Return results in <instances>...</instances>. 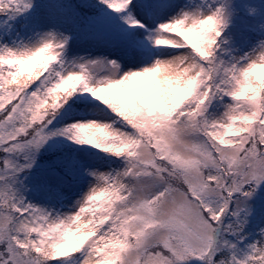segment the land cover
I'll return each instance as SVG.
<instances>
[{
  "label": "snow or ice",
  "instance_id": "1",
  "mask_svg": "<svg viewBox=\"0 0 264 264\" xmlns=\"http://www.w3.org/2000/svg\"><path fill=\"white\" fill-rule=\"evenodd\" d=\"M239 11L0 0V264H264V38L229 46ZM77 33L123 58L72 53ZM54 137L104 163L33 178Z\"/></svg>",
  "mask_w": 264,
  "mask_h": 264
},
{
  "label": "rangeland",
  "instance_id": "2",
  "mask_svg": "<svg viewBox=\"0 0 264 264\" xmlns=\"http://www.w3.org/2000/svg\"><path fill=\"white\" fill-rule=\"evenodd\" d=\"M89 2L95 3V0H89ZM229 2L233 7H236L240 5L243 2V0H229ZM57 5L64 6L61 0H38V8L41 10V14L48 12L49 10L53 13H56ZM245 6L246 9H248V11L243 16H239V20H238L239 24L241 25V27L243 25H246L247 31H245L244 33H251L252 31L259 32L257 36H254L253 39H247L246 40L247 42L243 44L244 45L243 49L246 52L249 50V48L254 42H256L258 39L264 38V13L260 11L261 7H259L258 3L255 5L253 3H247ZM94 11L96 10L94 9ZM100 11H104V10L100 9ZM122 27H126V26H122ZM240 30L241 28L238 29L236 33H238ZM128 31L130 32L131 30ZM237 37L239 40L243 38V36H239V35H237ZM145 44H147V41H145ZM71 52L81 56H88L89 54H91L92 57L105 55L107 56L108 59H116L117 57L123 58V53L119 49H109V48L101 47L98 44L93 43L91 40H85L82 37V35L79 33H77V38L72 42ZM96 164H101V163H99L98 161L86 159V163H84L85 173L89 167ZM87 179L88 177L86 176V174H83L79 178L77 183H74L72 186L64 189V191L69 197H71L80 188L85 186L84 181H87ZM250 204H252L257 209L256 216L252 217V222L253 224H255L256 220L260 217L262 207H264V182H262L259 185L255 196L250 201Z\"/></svg>",
  "mask_w": 264,
  "mask_h": 264
},
{
  "label": "trees",
  "instance_id": "3",
  "mask_svg": "<svg viewBox=\"0 0 264 264\" xmlns=\"http://www.w3.org/2000/svg\"><path fill=\"white\" fill-rule=\"evenodd\" d=\"M72 5L79 6L82 2L81 0H68ZM229 46L242 52V46L234 41L231 37L228 38ZM67 153L68 155H75V157L86 163V159L98 161L99 163H104V158L100 160H94L92 155L95 154L93 149H82L79 146L73 145L70 141L65 140L63 137H54L49 140L41 151L37 154L36 164L32 171L33 178L42 177L46 171L47 166L56 159L58 156ZM98 155V154H97Z\"/></svg>",
  "mask_w": 264,
  "mask_h": 264
}]
</instances>
